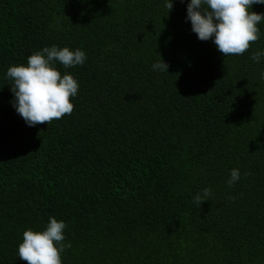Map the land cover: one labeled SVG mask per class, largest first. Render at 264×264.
Returning <instances> with one entry per match:
<instances>
[{
    "label": "trees",
    "instance_id": "obj_1",
    "mask_svg": "<svg viewBox=\"0 0 264 264\" xmlns=\"http://www.w3.org/2000/svg\"><path fill=\"white\" fill-rule=\"evenodd\" d=\"M190 3L0 0V264H26L23 233L49 217L61 264H264V19L226 57ZM52 46L86 54L54 62L78 83L73 111L29 126L7 71Z\"/></svg>",
    "mask_w": 264,
    "mask_h": 264
},
{
    "label": "clouds",
    "instance_id": "obj_2",
    "mask_svg": "<svg viewBox=\"0 0 264 264\" xmlns=\"http://www.w3.org/2000/svg\"><path fill=\"white\" fill-rule=\"evenodd\" d=\"M254 4H264V0H191L187 7V19L191 21L192 30L199 40L207 41L214 37L218 51L226 57L242 55L251 43L259 39L257 25L264 19V14L249 11ZM166 6L169 12L173 8L172 2ZM262 55L264 52H255L251 59L259 63ZM85 60L86 54L80 49L72 51L67 47L59 49L52 46L32 54L27 66L8 69L7 76L14 81V106L29 126L48 124L71 115L74 107L71 98L77 94L78 83L71 74L61 77L54 62L72 67L82 65ZM160 61L153 65V69L167 71L168 65L161 57ZM239 179V170H231L229 187ZM210 193V189H204L202 195L195 196L194 202L201 205L207 201ZM65 227L64 222L49 217L46 230L24 231L23 241L18 246L19 259L26 264H61V253L71 247L70 243H61L65 240Z\"/></svg>",
    "mask_w": 264,
    "mask_h": 264
},
{
    "label": "water",
    "instance_id": "obj_3",
    "mask_svg": "<svg viewBox=\"0 0 264 264\" xmlns=\"http://www.w3.org/2000/svg\"><path fill=\"white\" fill-rule=\"evenodd\" d=\"M186 2H191V0H185Z\"/></svg>",
    "mask_w": 264,
    "mask_h": 264
}]
</instances>
